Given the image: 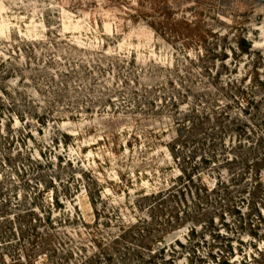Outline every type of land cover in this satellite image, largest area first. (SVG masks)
<instances>
[{
    "label": "rangeland",
    "instance_id": "obj_1",
    "mask_svg": "<svg viewBox=\"0 0 264 264\" xmlns=\"http://www.w3.org/2000/svg\"><path fill=\"white\" fill-rule=\"evenodd\" d=\"M238 133L264 180V0H0L1 169L24 183L14 201L49 212L58 255L134 264L129 242L91 237L147 216L136 200L171 184L182 156L221 154ZM187 229L167 228L164 241L184 242ZM241 238L250 262L261 242Z\"/></svg>",
    "mask_w": 264,
    "mask_h": 264
},
{
    "label": "trees",
    "instance_id": "obj_2",
    "mask_svg": "<svg viewBox=\"0 0 264 264\" xmlns=\"http://www.w3.org/2000/svg\"><path fill=\"white\" fill-rule=\"evenodd\" d=\"M238 128L245 133L244 127ZM236 137L221 154L210 151L194 162L196 150L182 156L181 172L171 184L136 200L147 216L133 223L118 224V232L103 243L93 235V244L114 248L129 242L124 253L126 260L134 264H174L175 259L184 254L188 264H264V217L259 207L264 204V180L260 158L247 144L248 140L243 142L241 133ZM241 145L244 149L240 151ZM10 162L7 156L0 160V264H8L5 255L10 257L9 264H98L96 253L75 262L70 260L73 252L68 247L58 255L59 249L52 245L56 236L50 230L54 224L49 212L37 215L32 208L33 200L27 202L29 206L24 199L14 201L24 183L19 178L14 181L12 174L1 169ZM198 168L216 171L214 181L209 184L203 180ZM19 169L14 167V172L19 173ZM222 169H225L223 174ZM184 223L188 224L184 242L177 238L169 243L164 241L163 233L167 228ZM83 224L90 227L86 222ZM220 226H224L228 234H221ZM244 233L261 242V246L253 243L250 262L241 238ZM67 237L66 234L57 242L61 245ZM232 239L238 242L236 251L241 254L238 261L231 260ZM41 254L46 255L45 261L39 259ZM104 258L109 259L108 255ZM208 258L209 263L205 260Z\"/></svg>",
    "mask_w": 264,
    "mask_h": 264
}]
</instances>
